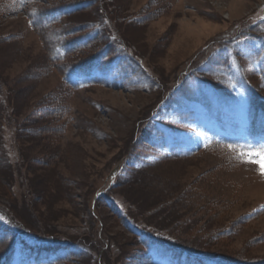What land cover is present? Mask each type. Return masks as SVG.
<instances>
[{
  "label": "rangeland",
  "instance_id": "1",
  "mask_svg": "<svg viewBox=\"0 0 264 264\" xmlns=\"http://www.w3.org/2000/svg\"><path fill=\"white\" fill-rule=\"evenodd\" d=\"M96 2L69 22L109 20L104 33L118 48L110 70L81 76L70 115L48 124L35 109L60 91L61 75L26 18H8L10 2L0 0V222L4 210L20 224L9 264H37L38 244L65 247L40 252L52 260L73 243L93 252L74 264H263L264 136L250 137L238 110L250 91L264 96V25L204 49L259 15L264 0ZM10 118L26 129L13 133ZM215 137L238 145L167 156L176 140L199 150Z\"/></svg>",
  "mask_w": 264,
  "mask_h": 264
},
{
  "label": "trees",
  "instance_id": "2",
  "mask_svg": "<svg viewBox=\"0 0 264 264\" xmlns=\"http://www.w3.org/2000/svg\"><path fill=\"white\" fill-rule=\"evenodd\" d=\"M9 2L10 6L8 13H19L21 11L26 13V20L31 30L35 31L42 39L43 47L46 49V55L49 60L51 71L56 70L61 75L60 91L50 94V99H47L44 105H41L38 107V109H35L36 113L38 110V114H41L39 115L40 117L43 116V119L47 121L49 120L48 124H53V119H55V117L59 116V118H65L70 115V107L65 106L67 104L66 99L68 96H71L73 92H76L85 85L79 81L81 76L90 75L92 72H104L110 70V67L108 66L113 62V58L115 57V53L118 48L115 44V37L113 38L112 34L106 36L104 33L108 27L109 20L100 17L99 19L97 18V21L83 24H74L69 22L71 17L81 13H89L92 11V9H95L97 7L96 5L100 3L99 1V3L96 2V0H9ZM136 24H143V22L141 20L136 22ZM263 25L264 22L253 25L248 21L242 23L240 26L243 27L242 30L237 31L233 30L236 28L234 25L231 34H221L217 39L211 41V43H209L204 50L207 52L213 50L214 46L225 42L229 36H236L238 40V37H241L246 33L260 30L261 26ZM259 37L264 41V34L259 35ZM7 39L8 38H3L2 40ZM233 43L234 42H231L230 40L227 41L228 45ZM133 57L134 55L132 54V60L130 62H133ZM128 58L130 59V56ZM125 61L129 62L128 60ZM121 64L123 63L121 62ZM175 81H177V79ZM259 81L264 86V77H262ZM87 82L88 85L95 83L101 84V81L98 79H91L90 82ZM180 82L181 81L176 82L173 86H170L168 93H177L181 85L184 83L182 82L178 85ZM3 88L4 85L0 82V99L3 101L5 100L4 103H8L7 94L3 92ZM249 98L254 107L257 108V106H259L263 107L264 109L263 95L259 96L256 92L252 91V95H250ZM163 99L164 97L162 100ZM162 100L158 101L154 111ZM3 101H1V103H3ZM152 110L150 114L154 112ZM150 114L148 115L149 117L151 116ZM13 119H9L11 122L9 127L12 129L13 133H17L19 130L26 129L21 124H16L15 119ZM46 127L47 126L43 127L44 130ZM60 130L61 129H57V132L59 133ZM28 135L31 134L29 133ZM175 149H180V152H178L179 154L195 155L194 153L188 152L186 149L184 150L179 147H176ZM212 149H221V143L213 144V146L211 145L205 148L206 151ZM170 150L167 156H170V154H172V156L175 155V152H173L172 148ZM164 158L165 159L163 161L169 160L168 157ZM219 159L221 160V158ZM122 176L123 175L120 177ZM120 177L119 175L117 176L115 185L112 188L116 186ZM112 188H110L106 194L110 192ZM96 193L97 191L94 194V198ZM99 203L100 198L94 201V208ZM3 212L8 216V218L6 220L3 219L1 221L2 223L0 222V261H2V259L5 258L13 249L14 242L13 240H10L15 235V230L13 229L20 226V224L18 225L16 220L9 217V215L4 210ZM259 212L262 211L257 210L255 214ZM249 218L250 217L244 219L248 220ZM147 240L149 239L145 238L144 242L146 244V248H149ZM261 241H264V239H261ZM74 244L75 243L70 246L74 247ZM80 249V252L77 253L75 250H72L71 253L65 258L59 259L53 264H74L80 261L82 258L89 256L90 253L93 255V252L89 247H86L85 249L80 247ZM210 259L212 260L211 262L215 264H253V262L242 261L231 263L220 260L221 258L217 259L214 257H211Z\"/></svg>",
  "mask_w": 264,
  "mask_h": 264
},
{
  "label": "snow or ice",
  "instance_id": "3",
  "mask_svg": "<svg viewBox=\"0 0 264 264\" xmlns=\"http://www.w3.org/2000/svg\"><path fill=\"white\" fill-rule=\"evenodd\" d=\"M262 173H264V166H262Z\"/></svg>",
  "mask_w": 264,
  "mask_h": 264
}]
</instances>
